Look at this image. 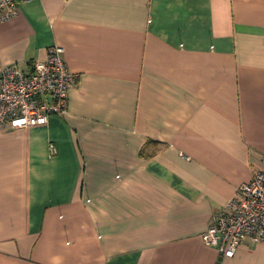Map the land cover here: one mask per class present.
Returning a JSON list of instances; mask_svg holds the SVG:
<instances>
[{"label":"crops","instance_id":"crops-1","mask_svg":"<svg viewBox=\"0 0 264 264\" xmlns=\"http://www.w3.org/2000/svg\"><path fill=\"white\" fill-rule=\"evenodd\" d=\"M64 49L65 116L0 133V264H264L202 236L264 168V0H32L0 67Z\"/></svg>","mask_w":264,"mask_h":264},{"label":"built area","instance_id":"built-area-1","mask_svg":"<svg viewBox=\"0 0 264 264\" xmlns=\"http://www.w3.org/2000/svg\"><path fill=\"white\" fill-rule=\"evenodd\" d=\"M30 1L0 0V23L16 14L20 2ZM63 55L62 47L53 46L45 60L27 70L0 67V133L43 126L51 115H66L69 91L78 78L68 71ZM202 240L224 257H232L247 240L264 243V168L217 212Z\"/></svg>","mask_w":264,"mask_h":264}]
</instances>
